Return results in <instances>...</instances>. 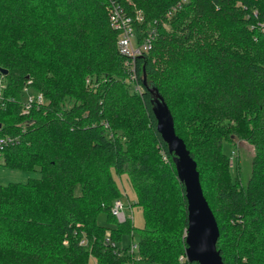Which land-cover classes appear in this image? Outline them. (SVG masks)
I'll use <instances>...</instances> for the list:
<instances>
[{"label":"trees","instance_id":"obj_1","mask_svg":"<svg viewBox=\"0 0 264 264\" xmlns=\"http://www.w3.org/2000/svg\"><path fill=\"white\" fill-rule=\"evenodd\" d=\"M113 4L141 13L138 40L153 29L134 79L109 23ZM263 23L264 0H0V138L10 137L0 164L39 171L0 182V264L135 261L132 239L118 244L133 222L110 211L122 173L143 212L141 260L199 264L181 257L184 184L143 73L196 161L224 264H264ZM29 87L44 102L24 112ZM240 141L253 147L246 176Z\"/></svg>","mask_w":264,"mask_h":264},{"label":"water","instance_id":"obj_2","mask_svg":"<svg viewBox=\"0 0 264 264\" xmlns=\"http://www.w3.org/2000/svg\"><path fill=\"white\" fill-rule=\"evenodd\" d=\"M142 84L151 93L152 109L156 118V129L174 154L178 179L184 184L187 200V227L185 255L199 264H224L216 241L219 227L212 209L203 193L195 159L174 127L167 103L155 87L148 86L143 73ZM1 125V123H0Z\"/></svg>","mask_w":264,"mask_h":264},{"label":"built area","instance_id":"obj_3","mask_svg":"<svg viewBox=\"0 0 264 264\" xmlns=\"http://www.w3.org/2000/svg\"><path fill=\"white\" fill-rule=\"evenodd\" d=\"M142 19V15L140 12H136L133 15L126 12L122 6L119 4H113L109 11V23L110 25L117 29L119 31L118 37H117V46L118 50L121 54L125 55L129 59L130 64V78H135V70L133 61L136 55H139L143 53L144 51L148 50L152 44L153 39V29L147 34L144 35L142 40H138L137 38V32L136 28L134 26V21H139ZM264 29V23L261 25ZM134 88L136 90H141L142 85L135 81ZM3 99L2 95V89L0 88V100ZM44 102V96L42 92H30L27 91L26 96L23 101V111L27 112L28 109L33 104H41ZM4 103V102H0ZM6 139H10V137H1L0 138V146L5 142ZM234 154V152H232ZM126 204L124 203L123 199L121 197H117L113 200V203L111 205L110 211L111 213L116 217L117 221L122 222L125 221L127 218H130L132 220V216H129L125 213L124 207ZM106 241H108V238H106ZM82 243L86 242V239L83 237L81 239ZM138 249V242L131 240L129 243L128 251L131 253H134L135 261L141 260L140 255L137 253ZM185 259H187L185 253L184 256ZM133 261L130 264H136V262Z\"/></svg>","mask_w":264,"mask_h":264},{"label":"rangeland","instance_id":"obj_4","mask_svg":"<svg viewBox=\"0 0 264 264\" xmlns=\"http://www.w3.org/2000/svg\"><path fill=\"white\" fill-rule=\"evenodd\" d=\"M29 91H34L31 87L28 89ZM26 94H23V98H25ZM225 151H229V146L227 144L224 145ZM253 147L244 142H239L237 144L238 150V164H240V168L242 171V175L246 176L248 171H245L246 167L249 168V162L252 156V149ZM234 168V166H232ZM39 171L36 169H23V168H14L9 167L3 164H0V182L7 183L8 181H17L21 180L24 181L30 176H38ZM117 182L119 184V188L121 191V198L123 199L126 206L124 207V211L127 215L132 216L133 222V235L126 233L122 236L121 240L118 241L119 245L125 246L128 244L129 240L132 239L133 241H137L139 237V231L144 225L143 220V212L141 207L135 203L136 201V192L135 189L130 181L128 174L122 173L116 176ZM79 191V185L75 187V192ZM98 220L103 223H109L106 220V216L104 212H101L98 215ZM110 224V223H109ZM186 227L183 228L184 236L186 234ZM87 264H97L95 259L90 256L88 258ZM136 264H152L150 262H146L143 260H137Z\"/></svg>","mask_w":264,"mask_h":264}]
</instances>
